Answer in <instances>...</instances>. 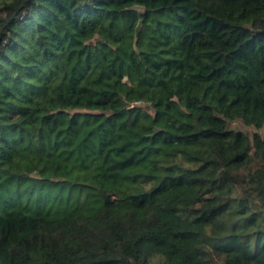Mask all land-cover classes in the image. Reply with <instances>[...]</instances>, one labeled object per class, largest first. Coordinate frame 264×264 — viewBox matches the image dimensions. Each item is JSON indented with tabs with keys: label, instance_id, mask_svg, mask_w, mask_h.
Here are the masks:
<instances>
[{
	"label": "trees",
	"instance_id": "obj_1",
	"mask_svg": "<svg viewBox=\"0 0 264 264\" xmlns=\"http://www.w3.org/2000/svg\"><path fill=\"white\" fill-rule=\"evenodd\" d=\"M235 120L264 127V0H0V264H264Z\"/></svg>",
	"mask_w": 264,
	"mask_h": 264
},
{
	"label": "rangeland",
	"instance_id": "obj_2",
	"mask_svg": "<svg viewBox=\"0 0 264 264\" xmlns=\"http://www.w3.org/2000/svg\"><path fill=\"white\" fill-rule=\"evenodd\" d=\"M144 107V112L141 115V121L146 125H152V117L154 115V112L151 110V108L148 105H141ZM230 128L239 130L245 134H247L249 137L253 138L255 134H259L264 138V127L258 129L253 126H247L242 120H235L230 123ZM213 259L215 262L217 261L219 263V258L214 256Z\"/></svg>",
	"mask_w": 264,
	"mask_h": 264
}]
</instances>
